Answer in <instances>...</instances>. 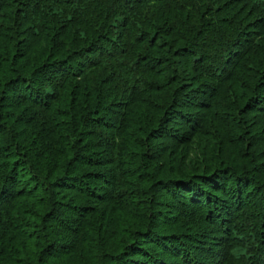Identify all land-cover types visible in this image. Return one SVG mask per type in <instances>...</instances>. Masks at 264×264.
Returning <instances> with one entry per match:
<instances>
[{"label": "trees", "instance_id": "obj_1", "mask_svg": "<svg viewBox=\"0 0 264 264\" xmlns=\"http://www.w3.org/2000/svg\"><path fill=\"white\" fill-rule=\"evenodd\" d=\"M0 264H264V0H0Z\"/></svg>", "mask_w": 264, "mask_h": 264}]
</instances>
